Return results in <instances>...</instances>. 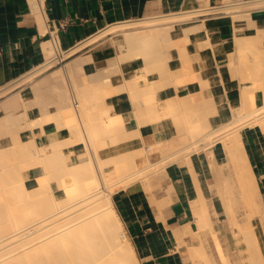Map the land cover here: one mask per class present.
I'll use <instances>...</instances> for the list:
<instances>
[{"label":"bare ground","instance_id":"1","mask_svg":"<svg viewBox=\"0 0 264 264\" xmlns=\"http://www.w3.org/2000/svg\"><path fill=\"white\" fill-rule=\"evenodd\" d=\"M258 3L259 1L252 2L250 8L256 7ZM31 5L38 11L37 0H31ZM220 8L229 10L226 6ZM248 10L249 7L245 6L235 13L234 17L251 31L246 35H233L234 49L230 46L225 68L218 70L217 74L211 77L200 76L199 58L196 55L191 56L185 47L189 40L187 30L202 26L201 22H191V16L198 12L193 8L108 25L99 30L98 34L96 32L95 35H90V42L107 33L117 36L114 43L115 55L102 61L96 72L82 73V64L91 56L89 53L81 54L63 64V72L54 70L52 75L56 81L53 85H46L47 88L41 89L38 82H31L35 99L23 100L19 111H14L7 97L0 99V135L10 140L9 144L0 149V264H34L35 261V264L37 261H42L39 264H45L49 260L52 263L56 260V264H139L129 239L123 235L125 240L119 238L123 227L113 207L111 196L119 188L136 180L142 183L140 184L146 191L150 190L148 174L159 167L165 168L167 163L172 161H184L191 165L197 188V195L191 202L195 227L192 228L190 223L186 224L179 240L184 243V237L190 234L189 232L195 233L200 227L212 226V219L199 184L201 174L197 172L196 167L202 159L203 149L215 144L217 139L222 140L220 141L225 153L224 162L228 163L231 175H234L240 199L264 220L263 203L259 202V197L262 199V196L248 164L242 134L246 126L253 124H258L264 129V75L259 72L258 60L252 58L257 53L264 52V28L253 24ZM256 29H260V32ZM209 41L207 37L202 38L198 47L211 46ZM239 46H243L241 50ZM244 46V51L248 47L254 52H251L252 57L250 53L247 58L244 56V53H247L242 52ZM250 49L248 50L251 51ZM42 50L44 58L54 51L50 41L43 44ZM238 50L245 58L238 55ZM134 61L139 63L138 69L130 73L120 72L121 67ZM116 71L118 73L114 75L113 72ZM28 73L23 76L24 81L31 78L32 73ZM65 77L76 91L73 100L63 84ZM224 79L236 81V99L233 103L228 102L230 117L215 124L212 116L221 113L218 104L226 98L223 92L215 96L208 90L210 85H219ZM242 81L248 84L240 85ZM183 82L188 86L185 93L180 92ZM164 87H173L174 93L158 100L156 92ZM10 90L9 88L8 91ZM258 90L262 91L259 104L256 103ZM120 94L136 107L138 126L157 120L160 113L170 115L176 126L175 137L157 144L160 158L147 162L148 165L144 167H139L136 159L145 152L141 148L133 151L123 145L120 151L106 156L99 154L104 144L125 143L139 136L138 129L126 128L121 114L109 109L110 103L117 100ZM51 97H54L52 102L56 107L53 112L47 111L45 106ZM32 104L38 105L40 115L22 123L25 109ZM50 120L57 128V137L52 140L47 138L48 142L37 146L32 139L33 135L31 138L25 136L26 129L36 125L42 126ZM65 128L70 132L66 137ZM65 145L69 151L63 150ZM8 147L13 149L9 150ZM7 149L11 152L10 155ZM13 151L16 152L15 156ZM72 151L78 153L76 155L78 160L80 158L79 161H71ZM5 152L8 154L6 159H10L7 161H12L13 158L17 162L16 165H13L14 161L5 162ZM16 155L19 161L21 160L20 163ZM39 166H43L44 172L39 171ZM104 167H108V171ZM60 178L65 179L64 184L59 190H55L51 183ZM114 178V181H110ZM168 186L165 189L168 190L170 185ZM169 190L166 192L168 195ZM246 213L244 223L237 228L238 233L242 234L247 242H254H249V246L246 243L247 247L253 244V248L248 251L258 249L257 252H248L249 259L252 257L254 260L250 259L251 262L264 264V254L259 250L256 234L248 212ZM171 233L176 235L173 230ZM200 243L198 246H189L188 251L192 257L201 253L205 257ZM198 251L200 253H197ZM254 253H258L256 259ZM259 255L261 259L258 261ZM206 260L205 264H210L207 257Z\"/></svg>","mask_w":264,"mask_h":264},{"label":"crops","instance_id":"2","mask_svg":"<svg viewBox=\"0 0 264 264\" xmlns=\"http://www.w3.org/2000/svg\"><path fill=\"white\" fill-rule=\"evenodd\" d=\"M255 1H259L260 4L249 8L248 14L256 27L264 28V2L260 0H39L38 11L33 9L30 0H0V86L4 87L10 81L23 77L26 73L42 64L45 60L42 47L48 41V31L50 30H54L59 48L70 51L90 38V35H95L99 30L113 23L135 20L154 14L182 12L193 8L199 11L205 8L226 6L229 8L228 11L195 12L191 16V22L196 24L201 22L202 26L196 29H189L186 32L189 40L185 47L191 56L196 55L199 58L201 74L203 76L216 75L218 70L225 68L228 58L227 54L230 50L229 43L233 35H246L251 31L245 24L235 18L234 14L242 10L246 4H251ZM235 3L242 5H240L239 9H236L233 8L236 5ZM180 33L184 34L183 31ZM205 37L208 38V41L210 40L211 46L204 45L199 48V41ZM101 43L97 42L95 44L91 42L83 49L84 51L78 48L79 51L77 49L74 52L72 51L73 53L68 54L60 65L44 68V70L37 73L35 75L37 80L33 79L28 84L23 82L16 85L15 90H17L6 96L14 111H19L23 100L33 101L35 99L31 82H38L39 88L42 87L41 89L47 88L48 85H53L56 81V78L52 75L54 70L64 71L63 64L77 58L81 54L89 53L91 56L88 61L82 64V73L96 72L102 61L115 55L111 46H99ZM90 44L92 45L90 46ZM219 48L220 50L218 51ZM173 54L176 55L175 50H173ZM138 67L139 63L134 61L122 69H125L124 72L130 73L138 69ZM66 77L63 84L67 88L68 94H70L72 88H70L71 84ZM239 84L245 85L248 83L242 81ZM182 86L180 91L183 89L182 93L187 92L188 86L186 84ZM235 86L236 81L233 82L229 79H224L219 85L212 84L209 86L208 92L210 94L216 96L223 92L226 98L218 104L221 113L212 116V121L215 124L220 123L223 118L230 117L228 102L233 103L236 99ZM173 93V87H164L156 92V97L158 100H163ZM20 98L21 100H19ZM261 98L262 91L258 90L256 92L257 104L261 103ZM53 100L54 97H51L45 103L46 110L49 112L56 110ZM130 104L131 102L123 94H120L117 100L110 103L109 109L111 112L121 114L126 128L138 129L139 136L127 140L125 143L120 142L108 148L104 147L100 151L111 150V147L118 145H125L133 151L141 148L145 152L137 156L136 159L138 166L144 167L148 165L147 162L157 161L160 158L161 155L156 146L166 139L175 137L176 126L173 118L163 113L159 114L157 120L147 121L138 126L136 107ZM38 115H40L38 105L32 104L25 109V117H22L21 119L23 120L21 121L25 123L28 119L38 118ZM39 126L36 125L31 129H26L24 132L28 138L33 135L32 139L37 146L46 143L47 135L55 134L57 130L51 120ZM263 131L264 129H261L258 124H253L246 126L242 134L244 149L249 160L247 161L255 176L256 184L258 189H260L264 202ZM64 137H66L65 129ZM63 150L69 151V148L64 146ZM76 153V151L71 152V161L72 158L77 159ZM213 153L216 158H221V152L218 156L215 153V149H213ZM208 157L206 156V161L209 159ZM190 166L189 163L184 161L168 163L165 166L166 176H162L159 186L153 188L152 197L144 190L140 181L128 184L112 196V204L122 223L124 235L133 246L139 264H184L181 256L177 253L178 251L173 248L175 247V242L177 241L178 243L177 239H180L187 223H190L192 228L195 227L191 202L197 195V188ZM196 169L201 174L200 183L205 185V199L209 205L208 208L211 210L210 202L214 197V188L213 186L209 187V185H212L215 180L213 170L207 163L201 165V159ZM167 184L172 187L168 195L170 200L159 206L157 201L162 203L166 195L165 187ZM160 208L162 216L159 213ZM216 215H218L217 211L215 215L212 212L210 213L214 220L217 236L222 247L230 249L232 238L229 230L222 223H219L218 219H215ZM171 230L175 231L176 235L172 234ZM189 235L184 237L188 241L190 240L188 238ZM259 238L260 243L264 244L262 237L260 236ZM194 245L196 246L197 244Z\"/></svg>","mask_w":264,"mask_h":264},{"label":"rangeland","instance_id":"3","mask_svg":"<svg viewBox=\"0 0 264 264\" xmlns=\"http://www.w3.org/2000/svg\"><path fill=\"white\" fill-rule=\"evenodd\" d=\"M260 1H263L264 2V0H260ZM30 3H31V0H30ZM259 3H258V5H259ZM240 5H242V4H236L234 8L239 9L241 7ZM250 5L251 4H246V6L249 7V8H250ZM219 8L215 7V9H214V7H213V8H208V9L200 10V11H207V10L210 11V9H211V11L223 10V9H221V8L219 9ZM251 8H253V7H251ZM200 11H198V12H200ZM256 30H259L257 32H260V29H256ZM110 34L111 33H107L106 35L100 37L101 39L98 38L94 42H99L101 40L103 44L101 43V44H99V46H102V45L111 46L112 49H113V51H114V53H115L114 43L117 41V38H116L117 36H113L112 34L111 35ZM86 41H88V42L85 43ZM231 41L233 43L230 42L229 44L231 46V49L233 50L234 49V47H233L234 46L233 38H232ZM108 42H109V44H108ZM83 43H84V45H83ZM89 43H91L90 42V38H88L87 40H85L82 43L78 44L73 49L80 48L79 50H83L84 48L87 47L86 44H89ZM232 44H233V46H232ZM242 47L243 46H241L239 50H241ZM245 47L246 46H244L242 52L247 51V53H244V56L246 58H247V56H249L251 54V52L254 54V52L250 48H248V47H247V50L244 51V49H246ZM248 49H250L251 51H249ZM239 50H238V55L243 54V53L239 52ZM244 56H242L241 58H245ZM252 56L253 55L251 54L250 57H252ZM252 58H256L258 60V63H260V65L257 64L259 66V72H262L263 75H264V71H263L264 70V52L262 54L257 53V55H254ZM260 66H261V68H260ZM122 68H124V66L120 68V70H121L120 72H124L125 71V69H122ZM43 69H44V67H40V68H36V69L31 70L30 71L32 73V74H30L31 78L28 81H24V78L21 77V78L15 80V81L13 80V83H10V84L8 83L4 87H1L0 88V99L5 98L7 95H9V93L10 94L13 93L15 91V86L18 85V84H20V83H23V81H24V83L25 82L28 83V82L32 81L33 79H35V75H37V73H39ZM260 70H262V71H260ZM113 73H114V75H116V73H118V71L113 72ZM127 73H129V72H127ZM198 73L201 74V71L198 72ZM26 75H27V73L24 76H26ZM200 76H202V74ZM143 82H145V81H143ZM183 85H185L184 82H183ZM6 87H7V89H6ZM181 87H183V86H181ZM9 88L11 89L10 91H8ZM1 92H2V94H1ZM180 92L182 93L183 92V89ZM69 97H70L71 100H73L76 97V91L73 90V89H71V92L69 94ZM0 112H1V110H0ZM65 130H66V134L68 135V133H70V132L67 130V128H65ZM57 132L58 131H56V134L55 135L54 134L48 135L47 138L48 139L50 138L52 140L53 138H55V137L58 136L57 135ZM242 133H243V130H242ZM220 140L217 139L214 142L215 144H213L212 146H209L208 148L203 149V151H202L201 165H204V164L207 163V165L212 168L213 173H214V178H215L214 183L212 185H209V187H212L213 186V188H214L213 189V195H214V197H213L212 201L210 202L211 210L208 208L209 205L207 204L206 199H205V202H206V206H207V210L209 211V214L212 212L215 215L216 211L218 212V215L215 216V219L216 220L218 219L220 221L219 223H222L223 226L226 229L229 230L230 236L232 238V246H231L230 249H227V248H223L222 247L221 242H220V240H219V238L217 236L216 228L214 227V220L210 216L211 219H212V226L211 227H205V228L200 227L199 230H197V232H195V233L189 232L192 235V236H189L188 237L190 239L189 241L187 239H185L184 243H180V241H179L180 239H177L178 242H179V244L177 243V241L175 242V247L173 249L176 250V251H178L177 253L181 256V259H182V261H183L184 264H193V263L194 264H205L206 261H207L206 260V257H208L210 259V264H254V262L253 263L251 262V260H253V259H251L252 257L250 258L251 260L249 259L250 256H249V253H248L249 251L251 252L252 249H250L249 251H248V249L249 248H253V246H252L253 244H251L250 247H247L246 246V243H248V246H249V242H251V240H248L247 239L249 241V242H247L246 241V238L243 237L242 234L238 233V229H237L239 227V225H242L244 223V220L247 217L246 216V214H247L246 211L248 212V216L250 217L251 224L253 226V231L255 232L256 237H257L256 238V243L258 241L259 250L261 249V251L264 254V244H261L260 243V238H259L261 236L262 239L264 240V231H263L264 228H262V227H264V220L260 219V216L258 215V213H256L254 211V209H252L251 206H249L248 204L244 203L240 199V197H239V195L237 193V189H236L237 182H236V180L234 178V175L233 174L231 175V169H230V166L228 165V163L224 162V160H225V153H224L223 148L221 147V141L222 140L221 141ZM47 142H48V140H47ZM9 143H10V140H9L8 137H6L4 135H0V149H1V147L5 146V145H7ZM109 146H111V144H104L103 145V148L104 147L108 148ZM122 147L123 146L118 145V146L111 147V150L110 149H106V150H102V151L99 150V154H100V156H106V155H109L111 153L120 151L122 149ZM8 148H9V150L11 149L10 147H8ZM213 149H215V153L218 156H219V153L221 152V158L220 157L219 158H216V156L213 153ZM7 152H9L8 149H7ZM10 153L11 152H9V155H10ZM13 153H14V151L12 152V154ZM15 153L13 154L14 156H15ZM77 155H78V153H77ZM5 156H8V154L6 152H5V155H4L5 162L12 163L14 161L13 162V165H16L17 164V162L15 161V159L13 160V158H12V161H7V160H10V159H6ZM206 156H209L208 157L209 159L207 161H206ZM16 159L18 160V163H20L21 160L19 161V158H17V155H16ZM79 160H80V158H79ZM79 160H78V156H77V159H73L72 158V161L73 162H77ZM18 166H20V164ZM104 169L106 171H108V167H104ZM39 171L40 172H44L43 166H39ZM162 176H166V174H165V168H163V166L155 169L154 171H152V172H150L148 174L147 178H148L149 184L151 185V188L152 189L150 188V190H148V191H146V189H144V190L151 197L153 195L152 194L153 188L159 186V184H160V182L162 180ZM111 180L114 181L115 178L114 179H110V181ZM64 181H65V179H63V178H60L58 180H55V181H53L51 183V187L54 188L55 190H59L61 188V185L64 184ZM136 181H139V180H136ZM199 184H200V187H202L201 192H203L204 197H205V192H206L205 185H201L200 178H199ZM168 185H170V184H167L166 185L167 188L169 187ZM231 185H233L234 187H232ZM126 186H124V187H126ZM113 187H115V186H113ZM124 187L119 188L118 190L123 189ZM232 188H234L236 191H234V189H232ZM169 189H171V185H170V188ZM168 190L165 189V192H168ZM169 191H171V190H169ZM169 200H170L169 199V196L166 193V195L163 198L162 203L161 202L160 203L157 202V204L160 205V204H163V203H167V202H169ZM111 201H112V196H111ZM259 202L263 203V208H264L263 199H261L260 197H259ZM155 210L158 211L156 208H155ZM159 213H160V215H162L161 214V208L159 209ZM185 229H186V227H185ZM213 229H214V231H213ZM123 234H124V232H119V235H120L119 238H120V240H125V238L128 239ZM244 238H245V241H244ZM250 239H251V237H250ZM199 242H201L199 245H202L203 251L205 252L206 255L204 257L203 253H201V254H197L194 257H192L189 254L188 248L192 244H197L198 245ZM251 243H254V242H251ZM255 250L256 249H253L252 252H255ZM257 250H256V252H257ZM197 253H200V252L198 251ZM256 255H258V253H256L254 255L255 257L253 256L254 259H256ZM259 257H260V255H259ZM259 257L257 258L258 261H259V259H261V257L260 258ZM41 260H42V258H41ZM41 262L39 261V263H41ZM48 262H47L48 264H50V262H51V264H53V263L56 262V260L53 263L50 260ZM35 263H36V261H35ZM39 263L37 261V264H39ZM47 263H45V264H47Z\"/></svg>","mask_w":264,"mask_h":264},{"label":"built area","instance_id":"4","mask_svg":"<svg viewBox=\"0 0 264 264\" xmlns=\"http://www.w3.org/2000/svg\"><path fill=\"white\" fill-rule=\"evenodd\" d=\"M37 1L39 2V0ZM48 41H50L54 51L50 56L45 58V60L38 68L44 67L45 69H47L55 65H60L65 60V57L71 52V51L61 50L59 48L54 30L48 31Z\"/></svg>","mask_w":264,"mask_h":264}]
</instances>
